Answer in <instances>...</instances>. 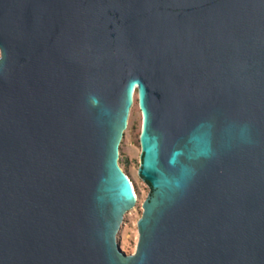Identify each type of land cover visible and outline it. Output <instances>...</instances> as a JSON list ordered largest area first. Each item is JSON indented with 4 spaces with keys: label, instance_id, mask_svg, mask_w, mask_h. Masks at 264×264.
I'll use <instances>...</instances> for the list:
<instances>
[{
    "label": "water",
    "instance_id": "1",
    "mask_svg": "<svg viewBox=\"0 0 264 264\" xmlns=\"http://www.w3.org/2000/svg\"><path fill=\"white\" fill-rule=\"evenodd\" d=\"M0 264H264V0H0Z\"/></svg>",
    "mask_w": 264,
    "mask_h": 264
},
{
    "label": "rangeland",
    "instance_id": "2",
    "mask_svg": "<svg viewBox=\"0 0 264 264\" xmlns=\"http://www.w3.org/2000/svg\"><path fill=\"white\" fill-rule=\"evenodd\" d=\"M138 96L132 98L126 125L118 143V165L129 178L135 194V202L123 215L115 234L116 243L120 251L129 255L135 252L138 241L137 220L142 215V204L151 194L150 186L141 178L139 168L141 164V146L139 142L142 128V112Z\"/></svg>",
    "mask_w": 264,
    "mask_h": 264
},
{
    "label": "bare ground",
    "instance_id": "3",
    "mask_svg": "<svg viewBox=\"0 0 264 264\" xmlns=\"http://www.w3.org/2000/svg\"><path fill=\"white\" fill-rule=\"evenodd\" d=\"M136 94L139 95V92H138V88L137 87H135L134 90L132 91V98H134L136 96ZM133 193H134V191H133ZM134 196H135V194H134Z\"/></svg>",
    "mask_w": 264,
    "mask_h": 264
}]
</instances>
